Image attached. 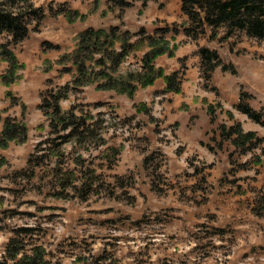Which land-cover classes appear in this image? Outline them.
Masks as SVG:
<instances>
[{
  "label": "rangeland",
  "instance_id": "1",
  "mask_svg": "<svg viewBox=\"0 0 264 264\" xmlns=\"http://www.w3.org/2000/svg\"><path fill=\"white\" fill-rule=\"evenodd\" d=\"M27 1L43 10V15L37 13L42 21L34 30L37 18H33L28 38L9 46L18 63L15 80L10 84L2 79L10 77V64L0 57V85L8 89L0 96V103L6 104L0 109V123L4 129L5 119L16 120L27 130L24 143L17 139L3 141L0 131V193L6 194L0 195V233L11 234L0 254V264H24L28 257L34 260L33 264H264V155L259 149L240 155L230 141H220L221 102L211 75L207 78L200 69L199 76L183 77L178 95L145 90L138 85L132 96L114 89L99 90L93 82L73 85L76 68L71 59H60L75 52L88 17L95 20L94 24L111 9L106 0H44L39 6L37 0ZM134 2L141 6L140 1ZM64 3V8L83 19L49 11L60 9ZM166 4L169 14L176 13L180 0H164L159 8ZM110 14V19L117 20L122 13L116 10ZM186 22L194 29L195 24L188 18L174 23L156 21L154 26L178 27ZM202 32L197 46L216 50L225 64L235 67V75L222 74L224 81L220 77L227 86L235 88L238 78L245 76L264 81V66L259 64L264 60V42L242 33L221 41L223 28L217 30L215 37L207 26ZM202 32L194 31L196 35ZM7 41L9 37L0 34V51ZM46 42L58 48L44 50L42 44ZM183 42L179 40L178 46ZM176 48L173 44V51ZM148 50L146 43H138L136 51L125 58L113 77L142 72L141 57ZM85 63L88 69L97 71L92 60L87 58ZM188 63L199 64L195 58ZM179 67L182 71V65ZM64 69L70 72L62 73ZM44 74H49L50 79L43 80ZM66 76L69 79L61 85L59 81ZM226 78L232 84H227ZM239 83L236 96L247 93L252 97L248 100L252 108H264V86L257 87L247 79H240ZM65 85L71 90L62 100L73 101L70 108L75 109L79 119L76 124L84 123L66 142L58 139L66 133H52L49 119L38 109L42 101H49L50 93L62 92ZM200 91L214 95L201 97ZM36 99L41 103L27 102ZM17 106L21 108L18 114L14 111ZM95 108L108 111L93 115L91 109ZM157 108L159 116L153 115ZM210 117H214L213 123ZM32 118L37 120L34 128L29 124ZM185 128L201 133L188 136L187 142L176 150L177 156L186 151L193 153L187 160L192 172L169 163L160 147L170 143L163 133L169 132L180 140ZM33 130L37 136L30 138L29 131ZM33 138L41 142L33 146ZM127 145L141 159L135 170L121 172ZM200 148H205L215 160L208 163L206 156L201 159ZM20 149L23 154L15 155ZM82 151L98 154L85 159ZM65 220L69 223L64 224ZM21 221H32L35 226H20ZM58 224L67 230L59 238L55 232ZM253 234L259 235V242L249 243L233 260L226 259L234 255L242 238ZM156 236H163L164 240L157 244ZM97 241L102 244L99 250L94 247ZM189 241L196 246L180 252V247Z\"/></svg>",
  "mask_w": 264,
  "mask_h": 264
},
{
  "label": "trees",
  "instance_id": "2",
  "mask_svg": "<svg viewBox=\"0 0 264 264\" xmlns=\"http://www.w3.org/2000/svg\"><path fill=\"white\" fill-rule=\"evenodd\" d=\"M134 1H140L141 6L145 7L150 1L158 2L159 0H107V4L109 9L117 8L122 13L125 9L132 7ZM65 6H67L66 3L60 9L52 11L49 8V11L53 15L64 14L68 18L76 16L83 19V16L80 17L77 12L71 11L70 8H64ZM180 9L189 22L195 24L194 29L186 22L178 27L176 24H171V27L166 25L163 28H156L153 34H148L144 28H140L138 32L131 34L128 31H121L120 26L110 27L106 31L88 28L81 32L75 52L71 56L64 55L60 59L61 62L71 59L72 64L75 66L77 77L73 80V85L83 86L93 82L97 84L99 90L114 89L132 96L137 85L140 88H146L152 86L156 79L162 78L165 83V89L162 93L178 95L181 93V73L175 72L165 76L162 69H156L153 66V62L158 56L167 54L173 57L174 55L173 49L169 48L165 40V35L169 32L178 34L179 28H181L186 37L195 41L199 35L204 33L202 31L207 26L211 28L212 37L217 36L219 28L224 29L223 37L219 38L221 41L232 38L237 33H242L249 39L264 42V0H181ZM38 12L43 15L41 8H35L27 0H0V34H6L9 37V41L1 45L0 51V57L10 64V77L4 76L2 78L5 84L14 82V71L18 66L14 54L9 50V46L17 45L28 38V28L33 18H37L34 30L39 28L42 19L41 16L38 17ZM194 31L202 33L196 35L197 33H194ZM132 39H135V41L131 42ZM140 42L146 43L149 48L141 57L142 72L137 74L128 73L124 78H114L113 74L125 58L136 51ZM116 44H119V51H115ZM42 47L44 50L58 48L47 42L43 43ZM97 53L101 54L100 59H94ZM197 55L200 58L203 74L205 76L207 74V78H210L217 67H220L222 72L236 74L235 67L231 64H225L215 50L199 47ZM87 58L97 66V71L87 68L85 63ZM181 62L183 61L180 60ZM61 72L68 73L70 70L64 69ZM47 82L50 83V81ZM60 90L62 91L60 93H50L49 101H42L38 109L44 112V115L49 119V128L52 133L56 135L66 133L58 136L59 140L66 142V140L75 136V133L84 123L76 124L79 119L74 113V108L62 112L59 102L67 97L71 87L65 85ZM250 98H252L251 95L240 92L239 101L234 108L250 121L264 128V108L259 111L251 108L248 103ZM11 122H14V124ZM210 122H214V117H210ZM219 128L220 141L222 143L230 141L236 146L240 155H245L258 148L263 142V139L254 133H243L238 123L229 128L222 125ZM81 132L85 133L84 130ZM2 138L3 141L17 139L19 143H24L27 139L25 125L22 122H16V120L5 119ZM2 144L5 146L4 142ZM41 159L44 158L41 157ZM41 162L44 161L41 160ZM33 263L34 260L28 257L24 264Z\"/></svg>",
  "mask_w": 264,
  "mask_h": 264
},
{
  "label": "crops",
  "instance_id": "3",
  "mask_svg": "<svg viewBox=\"0 0 264 264\" xmlns=\"http://www.w3.org/2000/svg\"><path fill=\"white\" fill-rule=\"evenodd\" d=\"M161 4H164V0H159L158 2H148L146 7L142 9V7H139L138 2H133L132 7L125 9L121 17L119 19H110V12H116L118 9H113V11H107L105 13L104 18H101L99 22H95L92 24L90 20V17L87 19V25L83 27V29L80 31H84L85 29L92 28L95 30H108L112 26H120L121 25V31H128L131 34L138 32L140 28L146 29V31H154L157 27L154 26V23L156 21L162 23L163 21L165 23H174L178 22L180 20H185L186 16L182 14L180 11V6L178 7L179 10L177 12H173L172 14H169L168 12V4H166L164 7L159 8ZM141 5V4H140ZM103 10V9H102ZM119 11V10H118ZM187 19V18H186ZM114 21H119V23H115ZM79 32V33H80ZM71 34V33H70ZM183 36L184 39H180V37ZM165 40L169 42V47L172 48L173 44H176L177 48L174 50V56L169 57L167 54H163L158 56L154 61V66L156 68L162 69L164 72V75H170L175 72H180V67L178 69V64L181 66L179 60H183V65H185V72L181 71L182 78H187L188 75H200V58L197 55V40L192 41L189 37H186L182 31H180L178 34L168 33L165 35ZM184 40L182 43V46H178V41ZM195 46L192 48L191 46ZM43 59L46 58V56L42 55ZM40 57V60L42 59ZM195 58L196 62H199L197 65L190 66L189 59ZM185 62V64H184ZM220 71H219V70ZM185 74V75H184ZM228 77L225 72H222L220 68H217L214 70V72L211 74V78H213L215 83V89L218 90L219 93V100L221 104V108L219 109L222 111L221 115L219 116V120L221 121L222 125L226 127H231L234 124L238 123L241 126V129L244 133H254L259 138H264V128L259 126L258 124L250 121L245 115L238 112L234 106L239 101V96H236L235 89L233 85L227 86L224 81V76ZM220 77H222L223 81L220 80ZM50 79L49 74L43 75V80ZM216 80L219 82L217 83ZM227 84H232L231 80L229 78H226ZM32 88H36L34 85ZM165 89V84L162 79H157L152 86H149L145 88V90H161L163 91ZM225 103L229 105V107H225ZM252 108V107H251ZM254 109V108H253ZM255 110V109H254ZM236 111L238 115L234 113ZM215 121V120H214ZM245 131H244V130ZM263 142L258 146V148L254 150H260L262 154L264 155V149H262ZM252 150V151H254ZM250 151V152H252ZM248 152V153H250ZM247 153V154H248ZM246 154V155H247ZM262 155V156H263Z\"/></svg>",
  "mask_w": 264,
  "mask_h": 264
},
{
  "label": "clouds",
  "instance_id": "4",
  "mask_svg": "<svg viewBox=\"0 0 264 264\" xmlns=\"http://www.w3.org/2000/svg\"><path fill=\"white\" fill-rule=\"evenodd\" d=\"M44 3V0H37V6H39V4ZM111 16V14H109ZM115 23H119V21H114ZM180 39H184L183 36L180 37ZM192 48H194L195 46H191ZM117 50L119 51V46H117ZM101 58V54L97 53L96 54V59H100ZM259 64L264 66V60H260ZM69 79V77H64L62 80L59 81V83L61 85H63L65 82H67V80ZM240 79H247L250 81V83H255L257 87H261L264 86V81H257L255 80L254 77H249V76H245L242 78H238V82L235 84V88L237 91H239L240 88V83L239 80ZM94 87V85L92 86ZM8 89L3 86L0 85V96H2L3 92L7 91ZM87 90V89H86ZM199 96L201 97H208V96H212L214 95L212 92H208V91H200ZM159 99V98H157ZM29 104H33V103H41V101L39 99L36 100H28L27 101ZM72 100H61L60 103V107L62 112H67L72 104ZM127 102V101H126ZM130 103H129V107H130ZM6 107L5 103H0V109H3ZM225 107H229V105L227 103H225ZM14 111L18 114L21 111V108L19 106H17ZM93 115L100 113V112H107L108 109L106 108H95V109H91ZM78 115L80 114L79 112L77 113ZM153 115L155 116H159L160 115V109L157 108L156 112L153 113ZM105 119H109L108 116H105ZM37 120L32 118L29 120V124L31 126L36 125ZM0 131H3V124L0 123ZM69 131H71V129H69ZM184 135L181 136L180 140H176L172 137V135L169 132H165L163 133V135L167 138L168 141H170V143H165L160 145V147L163 149L165 155L169 158V163H174L176 165H178L181 169H187V171L192 172L193 169L191 167H189V164L187 162L188 158L190 156L193 155V153L191 151H186L184 152L182 155L177 156L176 155V150L180 147L183 146V144H185L187 142V137L190 135H195V136H199L201 135V133L198 130H192L189 131L188 129H183ZM126 135H128L129 133H125ZM37 133L33 130V131H29V137H36ZM40 139L39 138H33L31 139V144L34 146L35 144L40 143ZM131 145H127L125 147V158L122 162L121 165V172H124L126 169H132L135 170V165L137 163V161H139L141 159V157L138 155L137 152L135 151H131ZM200 153L203 154V156H201V159H203L205 156L207 158V162L208 163H212L215 160V157L208 153L207 150L205 148H200L199 149ZM23 154V149H20L17 153H15V155H22ZM85 159L90 158V156H95L98 153L93 151V152H84L82 151L80 153ZM16 163H20V161H16ZM241 175H251V173H241ZM7 183V182H5ZM0 195H6L5 193H0ZM29 211H35L34 208H29ZM69 222L67 220L64 221V224H68ZM20 226H27V227H34L35 224L32 221H29L27 224H24L22 221L19 222ZM47 227H52V225H46ZM55 232H56V236L57 238H59L62 234H66L67 230L65 227L60 226L59 224L55 226ZM115 235H121V233H114ZM10 233L5 234V233H0V254H3V246L8 242L9 238H10ZM264 235V234H261ZM164 240L163 236H156L155 237V242L157 244L161 243ZM259 242V235L257 234H253L249 237H245L242 238L239 241V245L238 248L236 250V252L234 253V255H230L228 257H226L227 260H233L235 257H238L239 255V251L244 249L249 243H257ZM196 245L193 241H189L186 245H183L180 247V252H186L189 251L190 249L194 248ZM95 249L99 250L102 247V244L97 241L96 244L94 245ZM173 251H176V249H173ZM156 257L153 256V260H155ZM192 259H195V257H192ZM11 264V262H10ZM241 264H246V262L241 261Z\"/></svg>",
  "mask_w": 264,
  "mask_h": 264
}]
</instances>
